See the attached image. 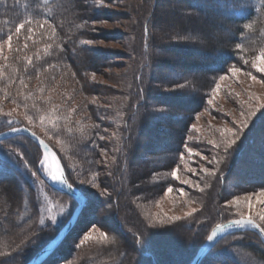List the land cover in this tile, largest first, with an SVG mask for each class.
Here are the masks:
<instances>
[{
  "label": "rangeland",
  "instance_id": "rangeland-1",
  "mask_svg": "<svg viewBox=\"0 0 264 264\" xmlns=\"http://www.w3.org/2000/svg\"><path fill=\"white\" fill-rule=\"evenodd\" d=\"M14 3L15 0H0V127L6 123L7 117L15 115L23 121L22 126L15 128L27 127L53 145L68 166L74 183L91 200L89 208L92 207L83 217L88 220L86 227L81 233L76 232V236L67 238L61 256L51 264H120V258L110 256L106 259L103 252L116 249L122 242V234L133 239L131 243L137 251L135 256L139 254L143 257H134L124 264H134V259L138 264H156L149 251H140L142 242L133 229L118 228L122 223L120 214L123 205L118 198L120 187L114 192L113 186H119L122 182V170L115 173L114 168L124 146L122 138L125 125L134 113L126 109L129 100L126 97V87H120L124 86L121 79L123 77L126 84L131 82L130 76L127 78L133 67V47L139 41L143 43L139 55V61H142L148 54L147 45L150 42L156 48H152L149 53L153 54L155 51L159 66L155 72L158 85L154 86V93L160 99L162 96L194 95L198 91L196 84L201 76L199 77L197 64L193 68H187L186 64L195 60L200 64L202 59L197 57V51L205 47L206 37L217 41L225 37V31L218 29L215 22L216 25H203L204 33H199L196 14L189 10L185 0H158L155 7L152 0H76L82 6L79 13L88 17L85 26L78 28L83 31L85 43L108 56L106 63L91 75L97 86V94L88 96L89 100H95L96 106L112 113L113 120L109 123L103 117L102 121H106V126H99L93 120L91 123L85 120L88 117L87 109L82 96L75 93L76 78L73 77L70 66L62 60L60 37L54 27L41 20L18 18ZM147 12L151 13L148 38L139 33L141 17ZM19 25L23 27L17 33ZM262 54L264 46L247 54L241 68L234 67L209 83L211 86L205 89L207 96L203 106L186 122V143L179 160L166 174L167 177L169 174L170 185L159 187L152 196H149L150 193L144 194L143 198L146 200L140 205L141 210L150 218L158 220L157 223L161 226L175 220H188L191 227L188 226L187 234L191 236V242L183 248L185 250L187 247L185 251H190L200 235L214 222L251 216L260 227V224L264 227V220H261V216H264V184L253 183L257 172L253 176L242 172L243 169L238 171L233 167L221 198L214 186L217 173L234 157L237 148L245 145V139L253 137L250 132L264 118V107H261L264 105V71L254 67V64H264V59H257ZM36 64L42 65L43 70H38L39 66ZM139 66L141 68L142 64ZM25 76L31 77L29 83L17 81ZM148 85L150 84L146 83ZM73 90L76 99L71 93ZM139 90L134 103L138 104V108L141 107L139 102L146 99L145 93H148L147 98L151 94L149 90L145 92L142 85ZM167 101L164 98L158 100L156 96L148 100L142 110H138L144 117L160 115L161 120L151 125L149 117L145 118L146 124L148 123L146 127L152 130L139 135L141 146L135 150L137 155L133 157L131 153L127 160V173L130 172L131 163L147 160L151 175L163 180L161 175L165 171L159 169L161 164L166 165L171 155L166 141L169 144L173 142L171 145L175 143L173 133L179 127L168 124L172 117L194 108L192 104L188 109L189 104L181 107ZM87 124L88 127L98 128L94 141L85 133ZM263 137L258 145L260 151L264 149L261 147ZM92 145L96 149L93 155L87 150V146L90 148ZM26 146L23 139L15 136L14 141H0V162L7 163L9 167L11 165L17 174H20L19 171L24 173L29 183L27 198L22 201L15 219L16 225L23 224L24 229L29 230L28 238L24 239L19 235L16 248L2 252L3 256L13 254L12 259L3 261L5 257H2L0 264H13L17 259H22L34 244L40 243L52 232H58L73 212L71 200L49 188H54L50 184L53 179L49 180L50 167L42 150L37 154L30 145ZM76 146L79 147V153L74 151ZM126 180L125 175L123 183ZM196 195H202V201L195 200ZM208 196L211 205L205 209ZM19 198L21 202L20 194ZM2 218L0 217V225ZM141 220L148 228L145 220ZM115 223L118 224L117 228ZM4 228L1 233L7 235L9 228ZM150 229L155 230L152 227ZM146 237L153 238L150 234ZM258 238H254V241L253 237L237 234L223 240L212 253L215 257L228 256L236 264H264V257L258 254L257 247L261 242ZM0 242L5 247L6 240ZM251 246L254 251L248 250ZM98 252H102L101 257L93 256Z\"/></svg>",
  "mask_w": 264,
  "mask_h": 264
},
{
  "label": "trees",
  "instance_id": "trees-1",
  "mask_svg": "<svg viewBox=\"0 0 264 264\" xmlns=\"http://www.w3.org/2000/svg\"><path fill=\"white\" fill-rule=\"evenodd\" d=\"M185 1L189 10L196 14L195 21H197L196 26L199 27V33H204L203 25L206 26L210 23L215 24L216 22V27L218 29H223L226 35L224 38H220L217 41H213L206 37L205 47H202L199 51H197V57H200L202 62L199 64L195 60L190 64H186L187 68H193L194 64H197L199 77L201 76L200 81L198 84H196L198 91H196L194 95H186V97L182 96L183 94H180L176 97L162 96V98L168 100L167 103L179 104L181 107H184L185 104H189L188 109L190 108L191 104V106H194V108H191L187 112L181 113L180 116L172 117L170 120L171 123L168 124L169 126L176 124L179 125V127L176 129L175 133H173L175 143L171 145L173 142L169 144L168 141H166L167 149H169L171 155L166 165L164 163L161 164V168L159 169L165 171L163 172L164 175H161L163 180L160 177L151 175L152 172L149 170V161L147 160H138V162L131 163L130 167H132L130 172L127 173L126 171L127 160L130 158L131 153L133 157L136 156V151L141 146L139 135L142 136L145 131L152 130L150 127H146L148 123L146 124L145 118L149 117V123H151V125L153 123L160 122L161 120L160 115H150L144 117L143 114H140V112L138 113V110H142L143 107L146 106L148 100L153 99V97L155 98L158 96V100L162 99H160L159 95L154 93V86L158 85V78L155 75V72L159 69V66H157L158 63H156L158 59L155 56V51L153 54L150 53L152 52V48H156V46L152 47L151 43H148V54L145 55V59L147 60L143 59L142 61H139V55L140 48H143V43L139 41V43L133 47V50H131V55L134 57L132 58L131 62L133 67L130 70L131 75H128L127 78L129 79L130 76L131 82L126 84L122 77L121 80L123 81L124 86H120L121 88L126 87L127 89L126 97L129 100L126 107L127 111L129 110L128 112L130 113L134 111V113L132 116H130L131 118L128 119L129 121H127L125 125V134L122 138L124 146L117 160V166L114 168L115 173L122 170V182L119 183V186H113V190L116 192L120 187L121 190L118 198H120V203L123 205V211L122 214H120V217L122 218L121 227H118V224H115L116 228L118 227L122 230L124 228H130L131 230L133 229V232L140 237L142 242V245L139 247L140 251H149L153 255L156 264H189L195 257L202 243L207 238L212 227L216 224L227 221L223 220L221 222H214L210 224L200 235V238H198L194 243L191 250H188L189 254L186 257L185 255L188 253V251L185 250L187 247L185 250L183 248L191 242V236L187 234L189 233L188 226H190L188 224V220H175L174 222L168 224L163 223L164 225L162 224L163 226H161L160 223H157L159 222L158 220L145 215V213L141 210L140 205L143 204V200H146L144 199V194L148 195V193H150L151 195L149 194V196H152L153 193L157 192L159 187L170 185L169 174L168 177L166 174L176 166L179 160V155L182 153V149L186 143L185 135L187 134L186 130L188 128L186 122H188L190 117H192V115L203 106L207 96L205 89L206 87L211 86L209 83L214 80L215 77L217 78V76L227 73L234 67L241 68L245 62V57L247 54L249 55L250 53L257 51L264 46V0ZM152 2L154 3L155 7L158 0H152ZM13 7L18 12V18L26 17L29 19L41 20L50 23L54 27L55 31L60 37V46L63 53L62 60L63 62L65 60L70 66L73 77L76 78L75 80L77 83V88L75 87V93H79V95L82 96L84 106L86 107L85 109H87L86 112L88 117L85 119L86 122L91 123L93 120L96 125L98 124L99 126H106V121H102V119L105 117L108 120L107 122L113 120L112 113L109 114L107 113L108 111L106 109L96 106L97 103L95 100H89L88 96L97 94V86L94 84V80L91 75L96 73L97 69L106 63L108 56L104 52L96 51L90 45H87L83 38V31L78 30L80 26H85L88 20V17L79 13V9L82 6L77 4L76 0H15ZM150 19L151 13L149 14L148 12L141 17L139 23V33L142 37L145 36L148 38L149 36V32L151 31L149 28V22L151 21ZM57 58L59 59L58 56ZM152 58L154 59L152 60ZM139 64H142L141 68ZM36 65L39 66L38 70H43L42 65ZM30 78L31 77L25 76L24 79H17V81L29 83L31 81ZM146 83H149L150 85L146 86ZM141 85L145 88V92L149 90L151 94L149 93L150 96L147 98L148 93H145L146 101H137L139 102V105H141V107L138 108V104L136 105L134 103H136L135 99L139 95V88ZM75 90L71 92L72 95H74L73 92ZM76 94L74 95V99L77 98ZM133 105L135 106L134 110ZM22 125L23 121L20 118L15 115H11L7 117L6 123L0 127V132ZM97 129L98 128L95 127H88V124L87 128L85 127V133L90 137L91 141L95 140L94 135L97 134ZM152 133L154 136V129ZM250 135H253V137L250 138V136L248 139H245V145L237 148V150L234 152V157L228 160L225 163V168L216 175L214 186L215 192L219 198L222 197L221 193L225 188L228 176L231 174L233 167H235V169L237 168L238 171L243 169L242 172L250 175H253V173L255 174V172H257L256 176L253 175L255 176L253 183L264 184V149L260 151V147H258V145L261 144V137L264 136V118L255 124L254 131L250 132ZM15 138L23 139L27 146H31L34 153L37 152V154H39L41 152V149L28 137L20 135L15 136ZM11 140L14 141V137L2 140L1 142H10ZM23 144L21 143V145ZM51 146L53 147V145ZM262 146L264 148V143L261 145V147ZM78 148L79 147L76 146L74 151H78ZM130 148H132L134 152H132ZM53 149L57 152L61 159L69 183L75 187L79 193L85 196V204L82 207L73 228L67 232L55 250H53V252L39 264H51L56 258L61 256L60 253L63 249V245H65V241L69 236H76V232L81 233V231H83V229L86 227V224L88 223V220H85L83 217L87 211L89 212L92 209V207L89 208V203L91 200L74 183L71 177V172L64 159L55 147H53ZM87 150L91 153V155H93L92 153L96 151L95 146L93 145L90 148L87 146ZM0 166H2L0 169V217H3L2 224L0 225V241L6 240L5 247H2L0 242V261H2V257H5L3 258V261H5L6 259H12L13 254L9 256H3L2 252L8 250L13 251L14 248H16L19 235H21L24 239L28 238L29 235V230L24 229L23 224L16 225L15 222L17 214L20 211L22 201L27 198L26 191L27 185H29V183L26 177L23 175L24 173L19 171L18 173L20 174H17L14 172L15 169L11 165L9 167L7 163L1 161ZM239 174L241 176V173ZM125 175L127 180L126 183H123L125 181ZM157 178L158 181H156ZM243 178H245V176H243ZM233 183L238 184L236 181H233ZM49 188L57 194L68 197L72 203L71 211L75 209V205H77L75 200L55 188ZM18 193L21 196V202ZM201 197L202 195H196L194 196V199L197 201H202ZM205 201L206 209L211 205L209 196ZM93 207L95 208V206ZM71 211L69 213H71ZM141 218H143V221L145 220V223L149 226L148 228L143 225ZM260 225L264 230L263 225ZM3 226L9 228V233H6L7 235L1 233L2 230L5 229ZM150 227L155 230H151ZM155 227L157 228V231ZM56 233L57 232H52L50 236L48 235L49 237H46L40 243L38 242L34 244L25 253V255H23L22 259H17L13 264H24L29 261L45 244H47L53 238ZM148 234H150L153 238H147L146 235ZM237 234H243L246 236L248 235L251 238L253 237V240L254 238L256 240L258 238V236L252 231H241L228 234L216 243L215 247L211 249V251L203 258V260H201L200 264H204L206 262L209 264H236L235 261L228 256L215 257L213 255V251L215 248L220 246L223 240L231 238ZM122 235V242L119 243L117 248L111 252L105 250L103 252V257H106V259L110 256L114 259L120 258V264H124L126 261L133 260L134 257H136L135 259L143 258L139 254L138 256H135L137 251L135 250V245L131 243L133 239L128 235H126V237L124 234ZM259 245L260 246L257 247L259 250L258 254H262L264 257V245L261 242H259ZM253 249L252 246L251 248H248L249 251H254ZM114 252L115 254H113ZM95 255L97 257H101L102 252H98L93 256ZM143 255L147 256L145 253ZM135 259L133 263L138 264Z\"/></svg>",
  "mask_w": 264,
  "mask_h": 264
},
{
  "label": "water",
  "instance_id": "water-1",
  "mask_svg": "<svg viewBox=\"0 0 264 264\" xmlns=\"http://www.w3.org/2000/svg\"><path fill=\"white\" fill-rule=\"evenodd\" d=\"M15 130V131H13ZM24 135L32 140L43 152L45 157H47L49 167H50V179L55 174L59 179L54 180V183L50 184L57 189L58 191L70 196L73 198L77 205L67 222L62 226V228L56 233V235L45 244L27 263L25 264H39L41 263L47 256H49L53 250L58 246V244L62 241L68 231H70L75 221L78 218V215L85 204V197L78 193L77 190L69 183L64 167L60 161V158L53 147L36 133L31 131L27 127L21 128H12L3 132H0V141L8 138H12L14 136ZM246 219V217H243ZM242 218L230 220L227 222L216 224L209 232L206 240L202 243L200 248L198 249L195 257L189 264H199L201 260L211 251V249L215 246V244L224 236L239 232V231H253L255 232L261 242L264 244V231L263 229L255 222V224L243 223L237 224L235 221L241 220ZM258 225V227H257ZM215 233V235H213ZM209 236H213V239L208 240Z\"/></svg>",
  "mask_w": 264,
  "mask_h": 264
},
{
  "label": "snow or ice",
  "instance_id": "snow-or-ice-1",
  "mask_svg": "<svg viewBox=\"0 0 264 264\" xmlns=\"http://www.w3.org/2000/svg\"><path fill=\"white\" fill-rule=\"evenodd\" d=\"M22 27H23V25L17 26L16 32L19 33ZM10 42H11V35H9V43ZM257 59L258 60L259 59H264V54H262V56L258 57ZM254 67H256L259 71H264V64H254ZM221 79H223V77H221ZM253 79H255V77H253ZM261 107H264V105H261ZM13 131H15V130H13ZM228 131H230V130H228ZM189 151H191V150H189ZM173 175H175V173H173ZM52 178L54 180H56V179H59L60 177H58L57 175L54 174L52 176ZM169 191H171V189H169ZM249 207H251V204H249ZM261 220H264V216H261ZM235 223H237V224H243V223L255 224V221L252 219L251 216H249L246 219L242 218L241 220L235 221ZM257 227H258V225H257ZM213 235H215V233H213ZM212 239H213V236H209L208 237V240L211 241Z\"/></svg>",
  "mask_w": 264,
  "mask_h": 264
},
{
  "label": "bare ground",
  "instance_id": "bare-ground-1",
  "mask_svg": "<svg viewBox=\"0 0 264 264\" xmlns=\"http://www.w3.org/2000/svg\"><path fill=\"white\" fill-rule=\"evenodd\" d=\"M47 158V157H46ZM47 162H48V160H47ZM49 164V163H48ZM51 179H53V178H51ZM53 183H54V179H53ZM69 232V231H68Z\"/></svg>",
  "mask_w": 264,
  "mask_h": 264
}]
</instances>
